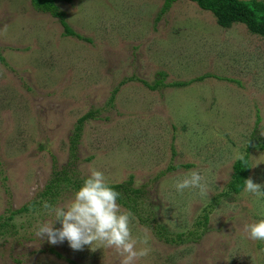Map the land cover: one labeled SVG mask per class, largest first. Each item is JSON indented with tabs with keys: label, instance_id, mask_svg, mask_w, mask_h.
<instances>
[{
	"label": "rangeland",
	"instance_id": "374dc122",
	"mask_svg": "<svg viewBox=\"0 0 264 264\" xmlns=\"http://www.w3.org/2000/svg\"><path fill=\"white\" fill-rule=\"evenodd\" d=\"M58 5L82 39L64 35L59 19L30 0H0V216L40 201L57 170L85 177L95 168L109 184L133 176L144 193L136 212L121 206L133 214V236L148 238L137 244L148 255L135 264H264V241L243 231L264 219V196L223 195L252 138L250 177L264 186V151L256 148L264 142V39L242 24L219 26L189 1L163 15V0ZM157 80L191 84L151 90L141 82ZM90 112L72 156L70 138ZM190 170L205 176L206 196L174 188L173 177ZM44 203L15 215V234L0 238V264H120L112 249L38 238L36 226L55 218ZM211 203L196 242L167 244L140 221L186 233Z\"/></svg>",
	"mask_w": 264,
	"mask_h": 264
},
{
	"label": "trees",
	"instance_id": "16d2710c",
	"mask_svg": "<svg viewBox=\"0 0 264 264\" xmlns=\"http://www.w3.org/2000/svg\"><path fill=\"white\" fill-rule=\"evenodd\" d=\"M33 8L40 12L49 14L55 18H58L61 25L64 28V35L67 37L77 36L82 39L67 23L66 14L60 11L58 3H72L74 0H30ZM164 5L161 14L168 12L171 7L180 1H189L197 4L203 11L210 12L214 15L217 23L221 27H231L233 24H242L247 30L255 36H259L264 39V1L263 0H163ZM0 60L4 61L0 54ZM209 76L203 75L196 79V81H204ZM151 90H157L159 88L166 87H186L191 82H173L165 83L164 81L157 80L154 85H149L146 81H141ZM94 119L92 112L87 113L81 119L78 120L76 125V132L70 138L71 155L76 154L78 149V139L80 138L79 131L83 128V124L88 120ZM253 138L249 141L246 154L243 159H237L233 164V173L231 180L227 186L224 196L232 194H240L244 191L243 181L250 177L252 171V165L250 162V150L253 148ZM264 151V142L260 141L256 145ZM183 168H190L191 165L180 166ZM178 167H171L170 169H177ZM84 177L76 174L74 171L68 169H60L53 173V177L48 182L46 188L40 194V201H33L28 205H25L21 209L12 212V215L7 219L0 216V238H5L6 235L15 234L16 225L14 224V217L20 213H28L31 207L38 208L42 202L49 204H55L56 201L62 196L64 191H75L82 184ZM134 177L131 176L130 180L122 184H110L118 193L120 197L118 203L132 212L137 211V205L142 203L145 199L144 193L140 189L133 187ZM215 209L213 203L204 207L202 213L194 222V230L186 233L172 232L169 227L158 223L155 219H140L143 225L153 230L154 234L159 240L164 241L167 244H185L189 242H196L203 237L207 232V227L211 220V214ZM199 231H201L199 233Z\"/></svg>",
	"mask_w": 264,
	"mask_h": 264
},
{
	"label": "clouds",
	"instance_id": "9594fccd",
	"mask_svg": "<svg viewBox=\"0 0 264 264\" xmlns=\"http://www.w3.org/2000/svg\"><path fill=\"white\" fill-rule=\"evenodd\" d=\"M243 159L242 156H236ZM211 171V169H207ZM244 191L255 196H264V187L254 183L251 177L243 181ZM173 186L178 193L185 189H196L201 196L208 194L205 176L199 170H190L173 177ZM118 193L107 181L104 173L90 168L80 187L75 190L67 202L53 207L44 203L51 221L39 223L35 234L38 238H47L50 244L67 240L73 250H82L84 246L112 249L121 258L120 264H135L138 258L148 255L149 249L137 248V244H146L147 235L134 237L132 233L133 214L118 203ZM59 222L61 227L56 228ZM243 231L249 239L264 241V219L243 225Z\"/></svg>",
	"mask_w": 264,
	"mask_h": 264
}]
</instances>
